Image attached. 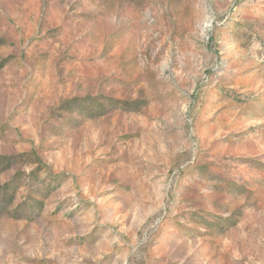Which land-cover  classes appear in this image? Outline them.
I'll return each mask as SVG.
<instances>
[{
    "label": "rangeland",
    "instance_id": "obj_1",
    "mask_svg": "<svg viewBox=\"0 0 264 264\" xmlns=\"http://www.w3.org/2000/svg\"><path fill=\"white\" fill-rule=\"evenodd\" d=\"M0 264H264V0H0Z\"/></svg>",
    "mask_w": 264,
    "mask_h": 264
},
{
    "label": "trees",
    "instance_id": "obj_2",
    "mask_svg": "<svg viewBox=\"0 0 264 264\" xmlns=\"http://www.w3.org/2000/svg\"><path fill=\"white\" fill-rule=\"evenodd\" d=\"M3 198L2 199H4V197H5V194H3V196H2Z\"/></svg>",
    "mask_w": 264,
    "mask_h": 264
}]
</instances>
